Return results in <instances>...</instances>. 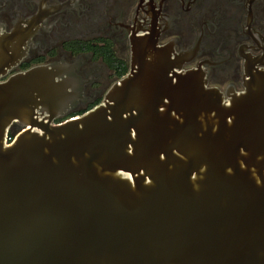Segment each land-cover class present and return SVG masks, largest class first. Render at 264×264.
I'll use <instances>...</instances> for the list:
<instances>
[{
	"label": "water",
	"instance_id": "water-1",
	"mask_svg": "<svg viewBox=\"0 0 264 264\" xmlns=\"http://www.w3.org/2000/svg\"><path fill=\"white\" fill-rule=\"evenodd\" d=\"M17 55L0 38V264H264V72L226 100L138 44L99 106L53 125L71 86L3 81Z\"/></svg>",
	"mask_w": 264,
	"mask_h": 264
},
{
	"label": "flooded vegetation",
	"instance_id": "flooded-vegetation-1",
	"mask_svg": "<svg viewBox=\"0 0 264 264\" xmlns=\"http://www.w3.org/2000/svg\"><path fill=\"white\" fill-rule=\"evenodd\" d=\"M22 55L3 81L56 67L73 100L53 125L99 106L125 78L138 44L173 52L186 70L201 69L226 100L264 72V0H0V38ZM36 119L47 114L36 111ZM12 131L29 129L14 121Z\"/></svg>",
	"mask_w": 264,
	"mask_h": 264
},
{
	"label": "built area",
	"instance_id": "built-area-1",
	"mask_svg": "<svg viewBox=\"0 0 264 264\" xmlns=\"http://www.w3.org/2000/svg\"><path fill=\"white\" fill-rule=\"evenodd\" d=\"M21 132H16L15 135L11 134V128L8 129L7 135H6V141L5 143L7 145H10L14 142V140L16 139L17 135H19Z\"/></svg>",
	"mask_w": 264,
	"mask_h": 264
},
{
	"label": "rangeland",
	"instance_id": "rangeland-1",
	"mask_svg": "<svg viewBox=\"0 0 264 264\" xmlns=\"http://www.w3.org/2000/svg\"><path fill=\"white\" fill-rule=\"evenodd\" d=\"M77 118V117H76Z\"/></svg>",
	"mask_w": 264,
	"mask_h": 264
}]
</instances>
